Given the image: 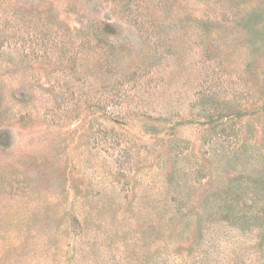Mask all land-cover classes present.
<instances>
[{"label":"rangeland","instance_id":"374dc122","mask_svg":"<svg viewBox=\"0 0 264 264\" xmlns=\"http://www.w3.org/2000/svg\"><path fill=\"white\" fill-rule=\"evenodd\" d=\"M0 264H264V0H0Z\"/></svg>","mask_w":264,"mask_h":264}]
</instances>
